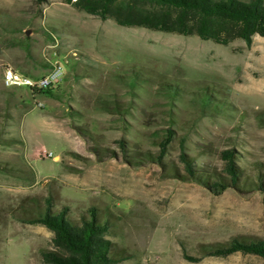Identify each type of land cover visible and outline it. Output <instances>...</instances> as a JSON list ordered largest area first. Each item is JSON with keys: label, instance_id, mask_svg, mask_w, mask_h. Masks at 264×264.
I'll use <instances>...</instances> for the list:
<instances>
[{"label": "rangeland", "instance_id": "374dc122", "mask_svg": "<svg viewBox=\"0 0 264 264\" xmlns=\"http://www.w3.org/2000/svg\"><path fill=\"white\" fill-rule=\"evenodd\" d=\"M55 63L64 76L51 93L3 84L6 66L37 77ZM263 112L264 36L224 45L119 25L61 0H0V264H45L53 233L25 220L46 199L72 220L90 209L106 218L115 264H264L199 251L264 240V193L215 194L175 175L186 173L180 153L222 172L220 152L234 149L239 167L264 177ZM168 128L165 166L134 157L156 154Z\"/></svg>", "mask_w": 264, "mask_h": 264}, {"label": "trees", "instance_id": "16d2710c", "mask_svg": "<svg viewBox=\"0 0 264 264\" xmlns=\"http://www.w3.org/2000/svg\"><path fill=\"white\" fill-rule=\"evenodd\" d=\"M34 1L40 4L46 0ZM61 1L101 20L111 18L119 25L141 26L182 35L193 34L200 39L224 45L239 38L249 46L254 35L264 36V0ZM131 80L135 81L133 75L130 76L129 82ZM50 89L39 91L51 93ZM170 92L174 93L175 90L170 89ZM199 99L207 104L208 92L200 90ZM261 116L264 121V112ZM171 137L172 131L168 128L164 138L159 142L160 147L156 154L142 152L141 157H134L141 160L155 159L157 163L165 166L162 157ZM220 156L225 162L222 172L215 169H196L188 157L180 153L186 173L182 175L176 172L175 175L184 180L197 182L215 194L226 188L238 192L258 189L264 193V177L260 169H255L251 174L246 172L245 168L239 167L235 162L234 149H224ZM129 162L141 163L133 159ZM254 176L256 179H253ZM29 214L32 215L25 221L41 224L53 233L51 239L53 249L40 251L41 260L45 264H115L121 259L115 256L114 244L106 237L108 231L106 218L102 219L95 209H90L87 215L81 216L78 220H72L65 208L52 210L49 199H46L41 208ZM199 251L202 256L224 257L241 252L255 254L264 259V240L233 238L225 243L201 244Z\"/></svg>", "mask_w": 264, "mask_h": 264}, {"label": "built area", "instance_id": "2783aa9c", "mask_svg": "<svg viewBox=\"0 0 264 264\" xmlns=\"http://www.w3.org/2000/svg\"><path fill=\"white\" fill-rule=\"evenodd\" d=\"M64 71L62 64L55 63L53 66L44 74L31 77L23 73L13 74L11 66H6L3 69V84L5 87H15V88H26L29 91H39L46 90L57 86L63 79ZM41 105V103H38ZM41 156L54 158L52 151L42 148Z\"/></svg>", "mask_w": 264, "mask_h": 264}, {"label": "bare ground", "instance_id": "6f19581e", "mask_svg": "<svg viewBox=\"0 0 264 264\" xmlns=\"http://www.w3.org/2000/svg\"><path fill=\"white\" fill-rule=\"evenodd\" d=\"M13 74H20V72H18L17 70H14L13 68H11Z\"/></svg>", "mask_w": 264, "mask_h": 264}, {"label": "crops", "instance_id": "0c3cea01", "mask_svg": "<svg viewBox=\"0 0 264 264\" xmlns=\"http://www.w3.org/2000/svg\"><path fill=\"white\" fill-rule=\"evenodd\" d=\"M15 70V69H14ZM19 72V71H18Z\"/></svg>", "mask_w": 264, "mask_h": 264}]
</instances>
